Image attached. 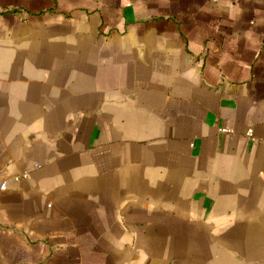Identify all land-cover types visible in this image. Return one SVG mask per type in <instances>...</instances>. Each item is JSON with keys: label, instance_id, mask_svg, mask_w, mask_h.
Listing matches in <instances>:
<instances>
[{"label": "crops", "instance_id": "1", "mask_svg": "<svg viewBox=\"0 0 264 264\" xmlns=\"http://www.w3.org/2000/svg\"><path fill=\"white\" fill-rule=\"evenodd\" d=\"M0 264H264V0H0Z\"/></svg>", "mask_w": 264, "mask_h": 264}]
</instances>
